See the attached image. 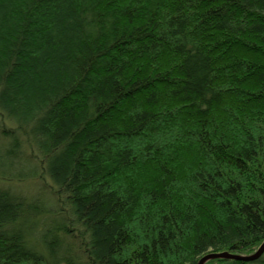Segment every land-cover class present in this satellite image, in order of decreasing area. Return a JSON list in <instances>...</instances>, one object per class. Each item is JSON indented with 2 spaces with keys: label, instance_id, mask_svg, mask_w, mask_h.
Returning a JSON list of instances; mask_svg holds the SVG:
<instances>
[{
  "label": "trees",
  "instance_id": "obj_1",
  "mask_svg": "<svg viewBox=\"0 0 264 264\" xmlns=\"http://www.w3.org/2000/svg\"><path fill=\"white\" fill-rule=\"evenodd\" d=\"M263 242L264 0H0V264Z\"/></svg>",
  "mask_w": 264,
  "mask_h": 264
},
{
  "label": "rangeland",
  "instance_id": "obj_2",
  "mask_svg": "<svg viewBox=\"0 0 264 264\" xmlns=\"http://www.w3.org/2000/svg\"><path fill=\"white\" fill-rule=\"evenodd\" d=\"M49 185V181L47 179L45 180H33V181H29L26 183H21V184H14V188L21 194L25 195V196H37L38 198H41L44 200V204L47 205V207L55 208V204L54 202L51 200L52 196L50 194V190L48 188ZM69 240V239H68ZM70 242H73V246L74 249L76 250V252L78 251V243H76L75 241L69 240ZM68 241V242H69ZM76 246V248H75ZM245 255V254H243ZM248 264H258V263H248Z\"/></svg>",
  "mask_w": 264,
  "mask_h": 264
},
{
  "label": "water",
  "instance_id": "obj_3",
  "mask_svg": "<svg viewBox=\"0 0 264 264\" xmlns=\"http://www.w3.org/2000/svg\"><path fill=\"white\" fill-rule=\"evenodd\" d=\"M264 255V242L253 253L247 255L232 254L228 252L223 253H208L204 255L198 264H206L210 260H234L245 263H251L259 260Z\"/></svg>",
  "mask_w": 264,
  "mask_h": 264
},
{
  "label": "flooded vegetation",
  "instance_id": "obj_4",
  "mask_svg": "<svg viewBox=\"0 0 264 264\" xmlns=\"http://www.w3.org/2000/svg\"><path fill=\"white\" fill-rule=\"evenodd\" d=\"M262 264H264V262Z\"/></svg>",
  "mask_w": 264,
  "mask_h": 264
}]
</instances>
